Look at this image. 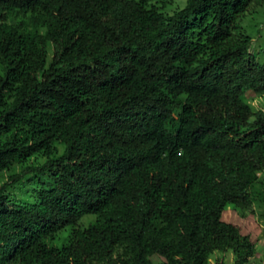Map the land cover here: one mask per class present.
Returning <instances> with one entry per match:
<instances>
[{
  "label": "trees",
  "instance_id": "16d2710c",
  "mask_svg": "<svg viewBox=\"0 0 264 264\" xmlns=\"http://www.w3.org/2000/svg\"><path fill=\"white\" fill-rule=\"evenodd\" d=\"M176 1L0 0V264H252L264 0Z\"/></svg>",
  "mask_w": 264,
  "mask_h": 264
},
{
  "label": "rangeland",
  "instance_id": "374dc122",
  "mask_svg": "<svg viewBox=\"0 0 264 264\" xmlns=\"http://www.w3.org/2000/svg\"><path fill=\"white\" fill-rule=\"evenodd\" d=\"M186 2L187 0H177L176 4L179 8H183ZM252 10L253 13H255L253 15L249 14L244 23L248 33L254 37V41L256 42L255 52L258 60L264 63V6L252 8ZM250 102L256 109L264 111V95H255V97H251ZM259 176L261 180H264V173H260ZM259 214L260 210L256 205H252L242 211H237L229 206L223 216L224 221L236 225L240 228L242 234L249 236L256 245L257 255L253 259L252 264H264V225L261 222ZM217 256L218 255H215V257L210 260L209 264H215ZM232 258V254L228 253L226 256L227 263H230ZM153 262L154 264H162V259L154 257Z\"/></svg>",
  "mask_w": 264,
  "mask_h": 264
}]
</instances>
